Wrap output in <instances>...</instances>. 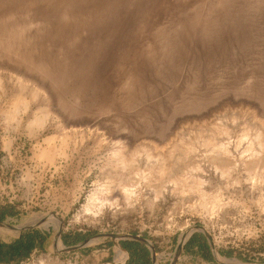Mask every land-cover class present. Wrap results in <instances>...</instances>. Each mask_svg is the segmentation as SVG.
Instances as JSON below:
<instances>
[{"label": "rangeland", "instance_id": "374dc122", "mask_svg": "<svg viewBox=\"0 0 264 264\" xmlns=\"http://www.w3.org/2000/svg\"><path fill=\"white\" fill-rule=\"evenodd\" d=\"M0 217L22 264H264V0H0Z\"/></svg>", "mask_w": 264, "mask_h": 264}, {"label": "crops", "instance_id": "0c3cea01", "mask_svg": "<svg viewBox=\"0 0 264 264\" xmlns=\"http://www.w3.org/2000/svg\"><path fill=\"white\" fill-rule=\"evenodd\" d=\"M0 220H1V217H0ZM33 231H39L38 227L18 231L17 234L10 236L8 238H6L3 234L0 233V264H22L25 260L30 258L32 253L39 251L37 249H34L32 251V253L29 255V257L26 259H22L19 256H17L15 253L12 254L9 252V249L14 248V247H16L17 244H20V243L26 241V235L28 233H32ZM39 232H41L42 234L45 235L46 244H47L48 234L46 232H43V231H39ZM111 237L113 238V236H111ZM118 237H119L120 241L117 244L122 248L123 251H125V253L127 255L126 258L129 259L130 263H132V264L135 263L134 262L135 257L137 255H139L138 253L143 252L142 248L139 246H136V244H141L146 248V250L147 249L150 250L147 246H145L143 243H141L137 240L126 238V237H120V236H118ZM73 242H74V244H80V242H77V241H73ZM136 242H138V243H136Z\"/></svg>", "mask_w": 264, "mask_h": 264}, {"label": "trees", "instance_id": "16d2710c", "mask_svg": "<svg viewBox=\"0 0 264 264\" xmlns=\"http://www.w3.org/2000/svg\"><path fill=\"white\" fill-rule=\"evenodd\" d=\"M45 246H46L45 235L39 231H33L32 233H28L26 235V241L17 244L16 247L14 248L9 249V252L12 254L15 253L17 256H19L22 259H26L29 257V255L32 253L34 249L43 251L45 250ZM136 246L141 247L142 251L146 252V248L143 245L136 244Z\"/></svg>", "mask_w": 264, "mask_h": 264}, {"label": "water", "instance_id": "95a60500", "mask_svg": "<svg viewBox=\"0 0 264 264\" xmlns=\"http://www.w3.org/2000/svg\"><path fill=\"white\" fill-rule=\"evenodd\" d=\"M43 220H41L40 222H36L34 224H29V225H23V226H17V225H13V224H9L8 222L6 221H2L0 220V224L4 225L5 227H9L13 230H16V231H22V230H26V229H30V228H36L38 227L41 222ZM203 228L198 226V230H202ZM206 234V233H205ZM110 236H114L113 234H111ZM120 237H126V238H130V239H134V240H137L141 243H143L145 246H147L150 251H151V254H152V259H153V253H154V248L153 246L149 243V241L141 236H138V235H124V236H120ZM83 244H77L75 246H72L70 247L69 249H75V248H78V247H81Z\"/></svg>", "mask_w": 264, "mask_h": 264}]
</instances>
